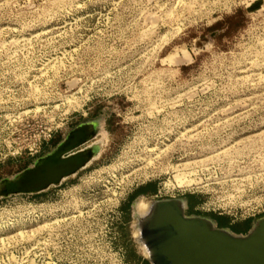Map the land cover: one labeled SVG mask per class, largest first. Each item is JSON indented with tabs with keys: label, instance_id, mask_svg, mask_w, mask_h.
I'll list each match as a JSON object with an SVG mask.
<instances>
[{
	"label": "rangeland",
	"instance_id": "1",
	"mask_svg": "<svg viewBox=\"0 0 264 264\" xmlns=\"http://www.w3.org/2000/svg\"><path fill=\"white\" fill-rule=\"evenodd\" d=\"M97 117L84 168L0 198V264H144L135 200L156 198L136 196L126 220L120 207L148 183L186 214L251 227L264 210V0H0V179Z\"/></svg>",
	"mask_w": 264,
	"mask_h": 264
},
{
	"label": "water",
	"instance_id": "2",
	"mask_svg": "<svg viewBox=\"0 0 264 264\" xmlns=\"http://www.w3.org/2000/svg\"><path fill=\"white\" fill-rule=\"evenodd\" d=\"M99 125L98 117L83 120L30 166L0 179V198L37 194L76 174L97 153L88 142ZM185 206L181 198H156L149 201L145 218L138 217L150 264H264V215L247 232L234 233L209 217L186 214Z\"/></svg>",
	"mask_w": 264,
	"mask_h": 264
},
{
	"label": "trees",
	"instance_id": "3",
	"mask_svg": "<svg viewBox=\"0 0 264 264\" xmlns=\"http://www.w3.org/2000/svg\"><path fill=\"white\" fill-rule=\"evenodd\" d=\"M148 195V196H153L154 194H156V188L153 184L151 183H148L140 188H137L136 190H134V192H132L127 200L121 205L120 209L122 211V214L124 215V220H126V215H127V209L129 207V204L130 202L138 195ZM264 215V214H263ZM262 215V216H263ZM213 219H215L217 222H218V227H223V226H226V224H229L228 220H226V218L224 217H220V216H216V215H213L212 216ZM244 229L242 231H237V232H242V233H245L247 232V230L250 228L249 226V221H245V224H244ZM118 230H119V237H118V240L121 239L122 240V234H123V230H124V226L119 224L118 226ZM127 246V245H126ZM128 248V246H127ZM136 258V254H135V251L132 250V249H129L128 248V252L126 254V260H132ZM143 263L144 264H149L148 261L146 259L143 260Z\"/></svg>",
	"mask_w": 264,
	"mask_h": 264
},
{
	"label": "built area",
	"instance_id": "4",
	"mask_svg": "<svg viewBox=\"0 0 264 264\" xmlns=\"http://www.w3.org/2000/svg\"><path fill=\"white\" fill-rule=\"evenodd\" d=\"M50 137H51V134H50V133L47 134V136H46V135L38 136V137L34 140L33 145L28 147V151H29L28 153L32 155V150H34V153H35V154H38L39 151L41 150V146L43 145V143H45L46 141H48V140L50 139ZM47 139H48V140H47ZM153 197H155V198H161V196H160L159 193L154 194ZM170 198H173V197H170ZM205 206H206V204L203 205L202 208H203V209H206V210H209V209H210L208 206H206V207H205ZM118 212H119V214H120L119 206H118ZM261 214H262V215L264 214V210L262 211ZM120 223H121L120 219L117 218V219L114 221V223L111 224V225H112V230L114 231V232H113V235H112V242H111V243H112V245H113L114 248H117L118 251H120V255H122V254H121V250H122V249H121V248L117 245V243H116L117 240H118V237H119L118 226H119Z\"/></svg>",
	"mask_w": 264,
	"mask_h": 264
},
{
	"label": "bare ground",
	"instance_id": "5",
	"mask_svg": "<svg viewBox=\"0 0 264 264\" xmlns=\"http://www.w3.org/2000/svg\"><path fill=\"white\" fill-rule=\"evenodd\" d=\"M97 145V144H96ZM97 155V154H96ZM95 157V156H94ZM149 208V202H145L144 199H139L135 204V211H136V219H135V227H134V235L139 242V245L141 246L142 253L147 257L149 255V251L145 244H143L140 240L141 238V231L137 223V219L139 218H145Z\"/></svg>",
	"mask_w": 264,
	"mask_h": 264
},
{
	"label": "crops",
	"instance_id": "6",
	"mask_svg": "<svg viewBox=\"0 0 264 264\" xmlns=\"http://www.w3.org/2000/svg\"><path fill=\"white\" fill-rule=\"evenodd\" d=\"M41 156H42V155H41ZM37 158H38V157H37ZM35 159H36V158H35ZM35 159H34V160H35Z\"/></svg>",
	"mask_w": 264,
	"mask_h": 264
},
{
	"label": "flooded vegetation",
	"instance_id": "7",
	"mask_svg": "<svg viewBox=\"0 0 264 264\" xmlns=\"http://www.w3.org/2000/svg\"><path fill=\"white\" fill-rule=\"evenodd\" d=\"M86 120V119H85ZM80 124V123H79ZM77 126V125H76Z\"/></svg>",
	"mask_w": 264,
	"mask_h": 264
}]
</instances>
